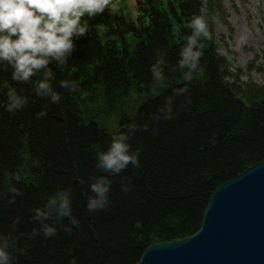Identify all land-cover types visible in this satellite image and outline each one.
<instances>
[{
  "label": "trees",
  "instance_id": "trees-1",
  "mask_svg": "<svg viewBox=\"0 0 264 264\" xmlns=\"http://www.w3.org/2000/svg\"><path fill=\"white\" fill-rule=\"evenodd\" d=\"M201 8L211 31L201 60L204 78L176 100L172 119L156 120L170 90L151 91L149 68L157 53L167 54L169 67L176 64L184 25ZM126 12L106 18L101 29L90 22L64 71L53 67L59 104L20 85L29 103L10 114L0 93V232L8 233L19 218L12 235L24 254L13 252L14 264H135L149 245L194 234L212 193L264 160V85L227 79L230 64L218 52L212 22L214 14L225 18L222 1L136 0ZM0 78L8 74L0 72ZM63 79L77 88H59ZM41 110L47 115L37 119ZM129 122L138 126L130 143L140 152V166L110 176L109 205L89 213V185L103 175L96 146L106 149L111 134ZM17 173L20 183L13 179ZM122 184L131 191H122ZM9 185L23 193L14 204L8 202ZM60 187L71 191L79 225L69 234L67 219L55 221V236H31L39 225L30 209L42 207Z\"/></svg>",
  "mask_w": 264,
  "mask_h": 264
},
{
  "label": "clouds",
  "instance_id": "clouds-1",
  "mask_svg": "<svg viewBox=\"0 0 264 264\" xmlns=\"http://www.w3.org/2000/svg\"><path fill=\"white\" fill-rule=\"evenodd\" d=\"M112 0H0V72L7 73L8 78H0V93L5 96L3 107L10 114L21 111L29 103V96L19 88L30 85L36 97L52 104H59L62 94L54 86L56 75L53 67L64 71L70 58L78 48V41L87 38L89 20L105 13ZM187 34L179 48L176 64L169 67L166 53H157L151 64L152 81L150 89L154 94L164 95L162 106L154 114L156 120L173 118L176 100L187 97L192 82L202 80L205 75L201 63L205 44L211 39L207 13L201 8L193 13L184 25ZM178 73V77L175 75ZM11 81V84L9 83ZM175 81V86L173 85ZM59 88L73 91L77 88L74 81L63 79ZM47 115L46 110L36 113L41 119ZM144 125V130L148 129ZM138 131L135 122H129L123 130L111 134L107 148L99 145L95 149L97 169L103 173L93 178L89 185L91 195L86 201L89 213L105 209L109 203L111 191L110 176H118L129 165L140 166V152L133 149L130 141ZM16 183L22 181L19 173L13 176ZM121 190L131 191V186L122 184ZM8 202L15 203L23 195L19 188L9 185ZM31 219L38 223L31 236L43 235L46 239L57 234L55 221L68 220L64 230L71 234V228L79 225V220L72 214L71 191L57 188L48 195L42 207L30 209ZM52 221V223H49ZM20 223L19 218L10 225L8 233L0 232V264H14L13 252L23 255L17 247L18 239L12 235Z\"/></svg>",
  "mask_w": 264,
  "mask_h": 264
},
{
  "label": "water",
  "instance_id": "water-1",
  "mask_svg": "<svg viewBox=\"0 0 264 264\" xmlns=\"http://www.w3.org/2000/svg\"><path fill=\"white\" fill-rule=\"evenodd\" d=\"M249 169L213 193L196 236L151 245L140 264H264V161Z\"/></svg>",
  "mask_w": 264,
  "mask_h": 264
},
{
  "label": "rangeland",
  "instance_id": "rangeland-1",
  "mask_svg": "<svg viewBox=\"0 0 264 264\" xmlns=\"http://www.w3.org/2000/svg\"><path fill=\"white\" fill-rule=\"evenodd\" d=\"M225 18L213 15L218 52L230 64L228 77L264 85V0H221ZM136 0H112L104 14L91 18L100 29L104 20L135 9ZM126 12V13H127Z\"/></svg>",
  "mask_w": 264,
  "mask_h": 264
},
{
  "label": "bare ground",
  "instance_id": "bare-ground-1",
  "mask_svg": "<svg viewBox=\"0 0 264 264\" xmlns=\"http://www.w3.org/2000/svg\"><path fill=\"white\" fill-rule=\"evenodd\" d=\"M215 15V14H214ZM212 22H213V16H212ZM94 23H97L96 21L94 22ZM89 24H90V22H89ZM104 24V23H103ZM213 25H214V22H213ZM214 29H215V27H214ZM104 38V37H103ZM101 40V39H100ZM216 45H217V43H216ZM231 76H233L232 75V73H231ZM238 77V75L237 76H235V79H234V81L236 80V78ZM1 104V103H0ZM22 153H24V151L23 150H21V151H19V154H20V158L21 159H27L26 158V156H24V155H22ZM33 159H37L34 155H33ZM264 160H262V161H259V162H257L256 164H254V165H252V166H250V167H248L247 169H245V171H249L250 169L249 168H252L253 166H255V165H257V164H260L261 162H263ZM242 173H244V171L242 172ZM242 173H240V174H242ZM239 174V175H240ZM236 178V177H235ZM233 180V179H232ZM232 180H230V181H232ZM230 181H228V182H230ZM227 182V183H228ZM224 185V184H223ZM222 186V185H221ZM221 186H219L217 189H219ZM259 186V185H258ZM216 189V190H217ZM215 190V191H216ZM214 191V192H215ZM213 192V193H214ZM213 193H212V195H213ZM212 195H211V197H212ZM211 197H210V199H211ZM210 199H209V201H210ZM258 199L259 200H264V196L261 194L259 197H258ZM208 204H209V202H208ZM208 206V205H207ZM207 209V208H206ZM206 212V211H205ZM204 216H205V214H204ZM204 219V218H203ZM203 223V222H202ZM201 228H202V225H201V227L194 233V234H192V235H190V236H187L186 238H190V237H194V236H196L198 233H199V231L201 230ZM186 238H182V239H177V240H183V239H186ZM200 238H202L201 236H200ZM174 241H176V240H174ZM169 242H172V241H165V242H161V243H153V244H151V245H155V244H159V245H161V244H165V243H169ZM151 245H149L148 247H150ZM148 247L143 251V254H142V256L137 260V262L135 263V264H140L141 262L140 261H143L142 259H143V255L146 253V250L148 249Z\"/></svg>",
  "mask_w": 264,
  "mask_h": 264
}]
</instances>
